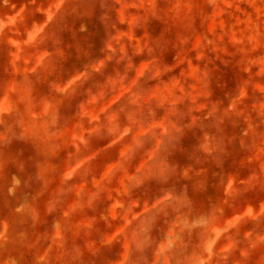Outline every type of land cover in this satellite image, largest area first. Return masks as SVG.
I'll list each match as a JSON object with an SVG mask.
<instances>
[{"label": "rangeland", "instance_id": "rangeland-1", "mask_svg": "<svg viewBox=\"0 0 264 264\" xmlns=\"http://www.w3.org/2000/svg\"><path fill=\"white\" fill-rule=\"evenodd\" d=\"M3 11L0 264H105L113 249L59 220L76 191L103 204L123 185L163 204L132 234L204 237L194 264H264V0H97L58 24L32 16L29 34ZM21 70L66 88L7 87Z\"/></svg>", "mask_w": 264, "mask_h": 264}, {"label": "crops", "instance_id": "crops-1", "mask_svg": "<svg viewBox=\"0 0 264 264\" xmlns=\"http://www.w3.org/2000/svg\"><path fill=\"white\" fill-rule=\"evenodd\" d=\"M93 1L97 0H1L0 3L2 9L4 8L3 13L11 16V24L14 27L15 17L17 16L16 31H28L29 34L30 30L38 31L43 29L42 23L35 20V18L33 19L32 16H48L47 23L58 24L60 23L58 16L82 15L84 8L93 6ZM25 16L31 17L30 23L23 22ZM20 23L22 25L26 24V26L20 28ZM33 45L35 49H38L36 44ZM22 60L29 62L30 58H22ZM38 60V57L34 59V61ZM54 76L57 77L54 79H61L59 74ZM52 77L53 74L50 75L38 70L13 71L7 87L14 88L16 78H21V80L32 81L17 83L16 87L19 85L30 88L38 85L41 87L46 86L50 93L56 94L64 91L67 77L65 75L62 77V80H64L63 87H61V83H51L49 79H53ZM62 157H66V152ZM76 157L82 156L77 155ZM74 194L72 201L70 200L68 205L66 204L65 219L61 217L59 220V234H97V236L94 235V242L91 243L92 248L97 246V248L106 249L107 252L111 249L114 251L112 255L106 258L105 264H131L132 249H144L149 246V243L152 244V249L146 264H180L181 260L178 257L180 253L179 244L184 246L183 251L190 253L188 254L190 255V259H188L190 264L195 263V254H204V237H202L201 241L196 242V238L199 239L196 234H172L171 230H168V234H157L154 236L153 234L141 232L132 234L131 223L137 220L136 217L140 219L163 213V204L159 201H156L153 206L132 202L124 185L117 190L113 189L110 193V198L103 204L89 200L88 202H83L80 206L78 204V191ZM91 196L93 197V195ZM79 215H81V218L78 217ZM224 218L228 222L227 216ZM167 221H170V219H167ZM182 235H184L183 238ZM95 239H97L96 242ZM208 252L210 253V250ZM182 264H187V262L184 260Z\"/></svg>", "mask_w": 264, "mask_h": 264}]
</instances>
